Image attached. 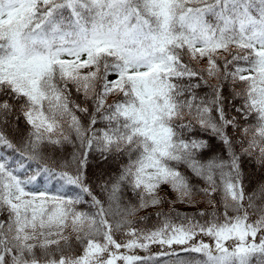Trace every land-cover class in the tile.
I'll return each mask as SVG.
<instances>
[{
    "label": "snow or ice",
    "instance_id": "6c2138e0",
    "mask_svg": "<svg viewBox=\"0 0 264 264\" xmlns=\"http://www.w3.org/2000/svg\"><path fill=\"white\" fill-rule=\"evenodd\" d=\"M0 264H264V0H0Z\"/></svg>",
    "mask_w": 264,
    "mask_h": 264
},
{
    "label": "trees",
    "instance_id": "16d2710c",
    "mask_svg": "<svg viewBox=\"0 0 264 264\" xmlns=\"http://www.w3.org/2000/svg\"><path fill=\"white\" fill-rule=\"evenodd\" d=\"M215 82V81H213ZM225 94L227 95V89L225 90ZM69 150H70V146H69ZM219 151V149H218ZM113 171L115 170V166H113ZM259 177H260V173H256L255 175H253L252 177V180L251 182L248 184V188H247V191L249 193H251L257 186V183L259 181ZM128 197H131V193H127L126 194ZM163 195H165L168 199H170L165 193H163ZM134 199V198H133ZM174 208L177 210V211H180V212H194L196 211L197 209L196 208H193V207H186V208H177L175 207L174 205ZM167 210V206L165 207V211ZM156 209H142L138 214H137V217L136 219H139L140 216H148L150 217V220H153L154 221V216H151V214L153 212H155Z\"/></svg>",
    "mask_w": 264,
    "mask_h": 264
},
{
    "label": "rangeland",
    "instance_id": "374dc122",
    "mask_svg": "<svg viewBox=\"0 0 264 264\" xmlns=\"http://www.w3.org/2000/svg\"><path fill=\"white\" fill-rule=\"evenodd\" d=\"M112 79H114L115 77H110ZM164 193L171 199L172 198V194L170 193V191L168 189H165ZM175 207L177 208H186L188 206L183 205V204H176Z\"/></svg>",
    "mask_w": 264,
    "mask_h": 264
}]
</instances>
